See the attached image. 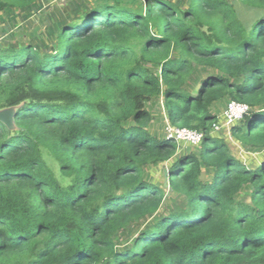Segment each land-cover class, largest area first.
I'll list each match as a JSON object with an SVG mask.
<instances>
[{
  "label": "trees",
  "instance_id": "1",
  "mask_svg": "<svg viewBox=\"0 0 264 264\" xmlns=\"http://www.w3.org/2000/svg\"><path fill=\"white\" fill-rule=\"evenodd\" d=\"M40 2L0 0V22ZM185 3L81 0L0 47V264H264V0ZM231 102L258 167L214 137ZM156 106L202 145L152 133Z\"/></svg>",
  "mask_w": 264,
  "mask_h": 264
},
{
  "label": "rangeland",
  "instance_id": "2",
  "mask_svg": "<svg viewBox=\"0 0 264 264\" xmlns=\"http://www.w3.org/2000/svg\"><path fill=\"white\" fill-rule=\"evenodd\" d=\"M178 1V0H172ZM186 0H179V3L186 4ZM235 1V0H231ZM81 0H41L40 2V12L37 15L25 16L24 19L19 15L18 10H16L15 17L16 21L8 20L5 16L2 17L0 22V47L11 46L15 44H25L32 42L35 45H41V42L49 41L48 37L44 34L47 31L45 29V23L52 21L53 19H58L62 12H69L68 8L71 3H79ZM235 8L241 13L242 16L247 13L244 9L235 4ZM244 11V12H243ZM50 18V19H49ZM49 19V20H48ZM57 25V24H56ZM55 20H53L51 27L54 26L55 30ZM41 30L36 37H30L29 35L36 30ZM225 113L226 106L221 108V115L219 117L218 125H222V129L219 132H214L215 136L222 139L230 148L232 154L245 165L251 168L258 167L259 163L262 161L263 156L261 154H252L247 152L241 147V145L233 138L231 135V127L224 125L225 123ZM154 119L151 124V131L154 134L162 135L165 137V121L163 116V110L158 106L153 108ZM0 120L3 124L7 125L9 128L13 129V112L12 110L0 111ZM181 151H196L195 147L181 146L179 148ZM153 182L165 191L166 204L171 203L170 190L167 186L168 178V166L162 165L152 171Z\"/></svg>",
  "mask_w": 264,
  "mask_h": 264
},
{
  "label": "built area",
  "instance_id": "3",
  "mask_svg": "<svg viewBox=\"0 0 264 264\" xmlns=\"http://www.w3.org/2000/svg\"><path fill=\"white\" fill-rule=\"evenodd\" d=\"M250 112V108L241 103L231 102L228 104L225 113L224 125L233 126L242 121L245 116ZM222 125H215L214 132H219L222 129ZM165 137L169 141H174L178 145H188L191 147H199L204 141V135L186 128H176L167 124L165 129Z\"/></svg>",
  "mask_w": 264,
  "mask_h": 264
},
{
  "label": "water",
  "instance_id": "4",
  "mask_svg": "<svg viewBox=\"0 0 264 264\" xmlns=\"http://www.w3.org/2000/svg\"><path fill=\"white\" fill-rule=\"evenodd\" d=\"M9 110H12V112H13V117H14V115H15V113H16V109H9ZM1 121V120H0ZM7 126V125H6ZM8 127V126H7ZM11 129V128H10Z\"/></svg>",
  "mask_w": 264,
  "mask_h": 264
}]
</instances>
